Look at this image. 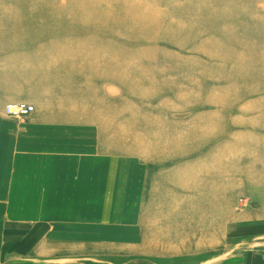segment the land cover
<instances>
[{
	"label": "rangeland",
	"instance_id": "1",
	"mask_svg": "<svg viewBox=\"0 0 264 264\" xmlns=\"http://www.w3.org/2000/svg\"><path fill=\"white\" fill-rule=\"evenodd\" d=\"M10 96L78 144L48 164V192L78 195L79 215L21 217L30 248L0 264H39L40 225L95 239L47 264H212L237 233L239 255L264 239V0H0Z\"/></svg>",
	"mask_w": 264,
	"mask_h": 264
},
{
	"label": "crops",
	"instance_id": "2",
	"mask_svg": "<svg viewBox=\"0 0 264 264\" xmlns=\"http://www.w3.org/2000/svg\"><path fill=\"white\" fill-rule=\"evenodd\" d=\"M18 102L35 104L37 110L29 117L22 119L6 116L3 112L5 107L2 105ZM38 104L37 100L29 97L19 99L18 97L10 96L0 101V255L5 259L7 258V260L12 256L9 252H14V257L16 252L19 257L31 245L30 240H21V238H24L22 233L29 230L26 227L28 221L21 217H29L30 215L46 217L48 215V208L52 207L55 210V216L79 215L78 207L73 202V200L78 199V195L66 197L61 193V190L60 192H48V187L53 184L48 183L49 181L52 182V180H48V164L59 162L64 157H73V152H75V157L78 156V144H74L75 148L65 144L62 127L57 125V123H49L43 116L41 106ZM115 181L112 182L113 186ZM32 200L39 201L38 207H34V212L31 211L32 208L30 207ZM50 200L53 202H49ZM76 228L80 229L78 225ZM255 230L252 231L253 233H250L252 234L251 237L264 236V229ZM5 232L9 233V237L11 234L15 235V233H19L17 241H14L9 246L14 247L15 251L12 248H6L5 252H3V248L7 247L4 244L6 241L3 238ZM49 235L46 226L42 227L40 225L38 229V237H40L38 240L39 264H47L48 258L49 262L53 261L51 255H58L57 251H53V249L58 248L60 254L63 246L85 247L87 244L81 243L78 240L89 241L90 239L88 238L90 237L93 238V241L95 240L94 236H88V234L80 236L81 239L73 237L63 240L62 234L58 230H55L54 236ZM236 238L234 242L235 251L233 252L232 250L225 258L212 264H264V239L254 240L255 238H253L252 240H242L244 250L239 255L238 251H236L239 248L238 233ZM64 241L75 242L64 244ZM0 261H2L1 258ZM53 264L94 263L83 259L69 258L59 260ZM115 264L161 263L159 260L136 258Z\"/></svg>",
	"mask_w": 264,
	"mask_h": 264
},
{
	"label": "built area",
	"instance_id": "3",
	"mask_svg": "<svg viewBox=\"0 0 264 264\" xmlns=\"http://www.w3.org/2000/svg\"><path fill=\"white\" fill-rule=\"evenodd\" d=\"M35 111L36 107L27 102L9 103L4 108V114L14 119L29 117Z\"/></svg>",
	"mask_w": 264,
	"mask_h": 264
}]
</instances>
